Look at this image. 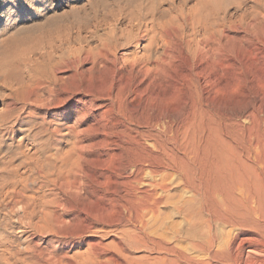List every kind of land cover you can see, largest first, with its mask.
<instances>
[{
  "label": "rangeland",
  "instance_id": "1",
  "mask_svg": "<svg viewBox=\"0 0 264 264\" xmlns=\"http://www.w3.org/2000/svg\"><path fill=\"white\" fill-rule=\"evenodd\" d=\"M258 86L264 0H0V264H153L149 238L187 247L177 208L189 196L169 170L157 212L125 213L127 150L166 125L182 132L184 117L192 136L206 113L226 122ZM54 155L83 169L84 189L72 207L42 209L53 197L43 157ZM144 173L137 191L163 177ZM24 204L38 207L29 219Z\"/></svg>",
  "mask_w": 264,
  "mask_h": 264
},
{
  "label": "bare ground",
  "instance_id": "2",
  "mask_svg": "<svg viewBox=\"0 0 264 264\" xmlns=\"http://www.w3.org/2000/svg\"><path fill=\"white\" fill-rule=\"evenodd\" d=\"M258 88L247 107L239 109L226 122L216 121L206 113V120L200 124L201 132H194L192 136L191 132H187L188 119L184 117L182 132H173L171 126L166 125L162 132L150 133V144L142 145L133 141L132 144L135 145L128 148L127 152L133 158L125 160L124 167L130 169L133 179L124 183V203H121L120 198L118 200L131 218L141 217L144 211H158L163 201L155 190L165 188V180L162 179L169 175L165 170L176 176L177 184L185 196H189L182 199L186 202H182L184 206L177 208L179 212L186 211L188 246L181 247L176 243L149 238L150 244H145V251L159 255L153 256V264H264V93L260 90L261 87ZM84 107L85 103H82V109ZM82 109H78L75 114L84 116ZM75 134L77 142H80L81 134ZM78 147L77 151H81L83 146ZM87 147L90 146H84L85 149ZM58 157H43L46 161L43 165L45 169H41L43 173L39 175L53 197L50 196L51 199L47 198L42 203V209L69 206L72 200L82 197L80 191L84 189V182L81 181V176H86L83 169L79 170L78 164L70 166L72 162L64 168L68 159H63V162ZM77 157L84 162L97 161L95 158L85 159L81 155ZM143 167H147L148 171H143ZM143 172L152 177L160 174L163 177L147 184L149 188L137 191L133 182L138 181ZM5 181H1V185ZM14 189L5 192L8 194L11 191L17 198L21 190L17 192ZM0 193L2 194L1 190ZM26 204L20 205V212L22 218L28 216L29 219V215L34 214L38 207H33L34 204L28 207ZM12 207L11 212L14 213ZM103 209L107 208L104 206ZM89 216L91 214L87 211L85 218ZM58 217L55 222L61 223ZM85 218L76 212L73 223L84 230L87 228L82 223ZM49 229L53 231V227Z\"/></svg>",
  "mask_w": 264,
  "mask_h": 264
}]
</instances>
